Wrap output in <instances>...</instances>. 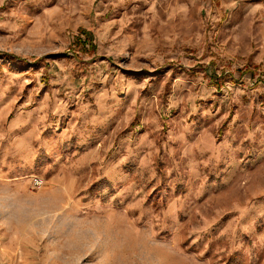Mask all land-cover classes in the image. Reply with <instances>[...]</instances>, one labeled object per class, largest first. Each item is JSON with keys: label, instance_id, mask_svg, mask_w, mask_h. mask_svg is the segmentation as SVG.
<instances>
[{"label": "rangeland", "instance_id": "1", "mask_svg": "<svg viewBox=\"0 0 264 264\" xmlns=\"http://www.w3.org/2000/svg\"><path fill=\"white\" fill-rule=\"evenodd\" d=\"M0 264H264V0H0Z\"/></svg>", "mask_w": 264, "mask_h": 264}, {"label": "trees", "instance_id": "2", "mask_svg": "<svg viewBox=\"0 0 264 264\" xmlns=\"http://www.w3.org/2000/svg\"><path fill=\"white\" fill-rule=\"evenodd\" d=\"M81 31L85 33L84 38L81 37V36H79V35H76V38H74V41H75L76 44H77V43H82V45L84 46V43H85L84 41H85V40H86V41H90V39H91V34H90V32H88V31L85 30V29H82ZM10 56H13V55L10 54Z\"/></svg>", "mask_w": 264, "mask_h": 264}, {"label": "built area", "instance_id": "3", "mask_svg": "<svg viewBox=\"0 0 264 264\" xmlns=\"http://www.w3.org/2000/svg\"><path fill=\"white\" fill-rule=\"evenodd\" d=\"M42 181L40 180V179H38V178H34V183H36V184H40Z\"/></svg>", "mask_w": 264, "mask_h": 264}]
</instances>
